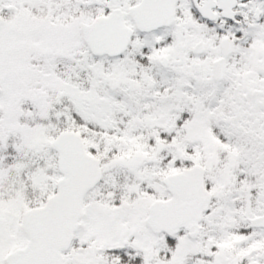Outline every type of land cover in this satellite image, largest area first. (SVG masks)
Listing matches in <instances>:
<instances>
[{
	"label": "snow or ice",
	"instance_id": "obj_1",
	"mask_svg": "<svg viewBox=\"0 0 264 264\" xmlns=\"http://www.w3.org/2000/svg\"><path fill=\"white\" fill-rule=\"evenodd\" d=\"M0 264H264V0H0Z\"/></svg>",
	"mask_w": 264,
	"mask_h": 264
}]
</instances>
